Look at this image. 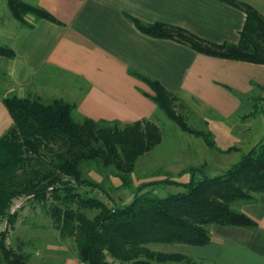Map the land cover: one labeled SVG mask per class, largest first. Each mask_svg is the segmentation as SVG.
Instances as JSON below:
<instances>
[{
    "label": "trees",
    "instance_id": "trees-1",
    "mask_svg": "<svg viewBox=\"0 0 264 264\" xmlns=\"http://www.w3.org/2000/svg\"><path fill=\"white\" fill-rule=\"evenodd\" d=\"M6 1L11 15L22 25L31 27L28 15L58 22L42 8L21 0ZM220 1L246 13L238 44H216L163 23L135 22L146 35L177 40L198 53L264 65V16L249 4ZM0 57L13 59L15 53L0 45ZM141 78L151 86L154 101L170 120L213 146L208 133L190 127L176 110L170 92L157 81ZM255 101L252 115L264 118V97ZM2 102L13 125L0 137V220L8 221L7 229L0 233V264H25L31 257L6 244L20 213L11 212L13 201L22 197L47 210L45 217L51 228L59 231L61 238L74 241L83 264H203L181 253L154 251L150 246H206L212 242L210 226H256L233 205L264 194V140L218 174L211 175L202 164L184 170L182 175H191L188 182L170 179L153 184L182 187L181 192L158 197L142 194L147 186L143 185L131 203L109 206L89 195V188L105 189L101 182L86 176L85 168L94 165L101 172L113 169L120 187L130 189L139 159L162 142L161 130L154 122L140 121L121 128L116 122L76 121L74 106L63 100L45 103L37 97L22 99L11 94ZM50 199L54 202L48 206ZM85 210L98 213L90 218Z\"/></svg>",
    "mask_w": 264,
    "mask_h": 264
},
{
    "label": "crops",
    "instance_id": "crops-1",
    "mask_svg": "<svg viewBox=\"0 0 264 264\" xmlns=\"http://www.w3.org/2000/svg\"><path fill=\"white\" fill-rule=\"evenodd\" d=\"M21 1L46 10L58 22L28 15L31 27L8 29L4 45L12 48L15 57L3 62L0 137L13 125L2 102L11 94L22 99L37 97L45 103L63 100L74 106L79 121L153 122L145 119L158 105L144 77L170 92L176 110L195 128L189 122L191 115L197 118L199 114L197 119L209 127L214 124L207 122L230 121L248 109L254 84L264 87V65L201 54L177 40L146 35L135 22L163 23L216 44H238L246 13L220 0ZM236 1L264 14V0ZM239 210L256 226L213 225L210 244L191 246L190 255L181 254L205 264H264V194L255 195ZM20 215L15 226L22 218L27 221ZM46 230L55 231L51 225ZM57 264L83 263L70 255Z\"/></svg>",
    "mask_w": 264,
    "mask_h": 264
},
{
    "label": "rangeland",
    "instance_id": "rangeland-1",
    "mask_svg": "<svg viewBox=\"0 0 264 264\" xmlns=\"http://www.w3.org/2000/svg\"><path fill=\"white\" fill-rule=\"evenodd\" d=\"M262 15L264 16V14ZM21 25L11 15L7 1L0 0V45L5 44L4 37L6 38L9 34L10 30L8 29L10 27ZM6 61L7 59L0 57V95L4 92L3 62ZM256 97H264V87L255 86L254 84L248 109L239 112L237 117L227 122H207L208 124L213 123V127L204 125L206 122L197 119L200 117L199 114L197 118L191 115L194 122L192 120L189 122L194 125L193 127L210 134L213 142L212 147H209L202 139L183 132L176 123L156 106L154 112L145 120H151L157 124L162 133V142L154 150L139 159L136 171L132 176V187L130 189L120 187L121 182L114 176L113 169L102 170L101 172L94 165H90L85 168L86 176L101 182L105 190H92L89 188V195L97 197L109 206H112V203L129 204L135 197V191L143 185L147 186L142 194L151 193L158 197L183 191L182 187L165 184L154 186L153 184L170 179L183 183L188 182L191 175H182V173L190 166L205 164L211 175L229 168L233 163L239 161L242 153L247 152L251 147L264 140V118L261 115H252ZM74 118L79 121L76 111L74 112ZM116 123L121 128L128 125L121 122ZM211 128L214 129L212 133ZM225 138L231 139L227 140ZM206 149H208L207 152H205ZM203 157H206V159ZM53 202V199H50L48 206ZM243 204L244 202H237L233 207L240 209ZM74 207L76 208L77 205ZM23 209L26 210L20 212V216L26 217L28 220L25 221V218H22L21 224H17L14 229L11 228L6 244L17 253L34 257L25 264H57L63 257L77 256V249L73 240L61 238L57 230L50 232L45 229L46 226L51 225V221L47 220L49 218L44 219L47 210L43 206L37 203L30 204L25 197L15 199L11 212H19ZM84 212L90 218L98 213L97 210H85ZM2 221L4 222L1 224L0 233L5 231L8 225L7 218L2 219ZM209 228L211 229L212 226ZM150 248L163 253H184L187 255H190L191 250H194V247L182 244L151 245ZM108 260L113 261L109 256Z\"/></svg>",
    "mask_w": 264,
    "mask_h": 264
}]
</instances>
